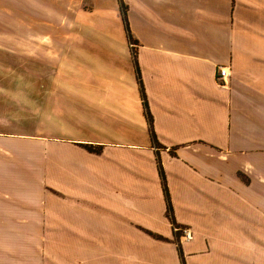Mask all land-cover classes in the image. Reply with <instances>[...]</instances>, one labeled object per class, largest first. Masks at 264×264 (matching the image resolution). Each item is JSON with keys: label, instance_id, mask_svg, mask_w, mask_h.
Segmentation results:
<instances>
[{"label": "crops", "instance_id": "obj_1", "mask_svg": "<svg viewBox=\"0 0 264 264\" xmlns=\"http://www.w3.org/2000/svg\"><path fill=\"white\" fill-rule=\"evenodd\" d=\"M124 3L136 48L120 0L82 3L56 65L0 45V264H264V0Z\"/></svg>", "mask_w": 264, "mask_h": 264}, {"label": "rangeland", "instance_id": "obj_2", "mask_svg": "<svg viewBox=\"0 0 264 264\" xmlns=\"http://www.w3.org/2000/svg\"><path fill=\"white\" fill-rule=\"evenodd\" d=\"M30 1V0H21V2ZM33 4L29 5L32 7L30 11H19L16 9L17 0H1L0 8V45L2 53L9 52L11 49L15 51H20L14 54L16 62L22 60L24 52L31 51L30 45H27L23 41H17L14 37L12 41L8 40L9 34H32L35 38L32 45V51L34 50V57L36 61H41L39 65H44L42 59H47L49 64L56 65L58 57L61 54L65 41L70 31L71 21L78 10L82 6V3L85 0H31ZM41 34H46L41 37ZM49 36V40L45 41L46 36ZM53 35V37H51ZM45 37V38H44ZM63 39L65 41L63 42ZM47 40V38H46ZM42 53L44 56L41 58ZM2 55V54H1ZM12 55V54H11ZM13 58V61H14ZM4 62L10 63V54H4L2 59ZM15 64V63H13ZM37 65H34V72L32 75H29V80L32 76V82L34 86L37 83V86L41 83V77H45L44 74L47 71H41L36 69ZM55 67V66H54ZM53 74V70L50 69ZM4 74L2 76L10 78V75L13 76H25L23 73L15 74L10 72L8 69L3 70ZM25 72V70H24ZM21 78V77H19ZM23 81V79L21 78ZM36 87V86H35ZM190 229V228H189ZM180 240L185 241L181 238V234L177 236ZM187 242V241H185Z\"/></svg>", "mask_w": 264, "mask_h": 264}, {"label": "trees", "instance_id": "obj_3", "mask_svg": "<svg viewBox=\"0 0 264 264\" xmlns=\"http://www.w3.org/2000/svg\"><path fill=\"white\" fill-rule=\"evenodd\" d=\"M120 4H121V11H122V15H123V18H124L126 32H127L129 41H130L132 47L136 48V46L138 44V41L134 39V37L132 35V32H131V28H130V24H129V20H128V13H127L128 12V8L125 5L124 0H120ZM133 59H134L136 72H137V76H138V81H139V86H140V91H141V95H142V99H143V103H144V107H145V111H146V117H147V120H148V123H149V126H150L151 136H152V139L154 141V145L157 148H161V145H159L158 140H157L156 135H155L154 120H153V117H152L151 112H150V107H149L147 94H146L145 87H144L143 80H142V75H141V70H140V65H139V62H138V57H137L136 50H133ZM90 150H91V152H98V154L101 152V150H97V149L94 150L92 148H90ZM159 164H160V174H161V178H162V183H163V186H164V192H165L166 200H167V203H168L169 217L172 220L173 225L177 226L178 224H177V222L175 220V217H174V210H173V205H172V201H171V196H170V193H169V187H168V184H167V178H166V174H165V171H164V167L161 164V162H159ZM151 236H153V235H151ZM154 237L157 238V239H160V240H164L162 237H159V236L158 237L154 236ZM180 255H181L183 263L185 264V259H184V254H183L182 249H180Z\"/></svg>", "mask_w": 264, "mask_h": 264}, {"label": "built area", "instance_id": "obj_4", "mask_svg": "<svg viewBox=\"0 0 264 264\" xmlns=\"http://www.w3.org/2000/svg\"><path fill=\"white\" fill-rule=\"evenodd\" d=\"M231 78V72L228 67H219L218 68V83L222 86H227L229 84V80ZM174 227V231L176 235L181 234V238H183L187 242H191L194 239V233L189 228H183L179 225Z\"/></svg>", "mask_w": 264, "mask_h": 264}]
</instances>
